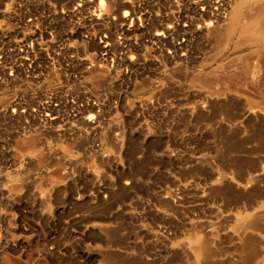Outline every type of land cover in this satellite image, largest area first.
I'll return each instance as SVG.
<instances>
[{"label": "rangeland", "instance_id": "obj_1", "mask_svg": "<svg viewBox=\"0 0 264 264\" xmlns=\"http://www.w3.org/2000/svg\"><path fill=\"white\" fill-rule=\"evenodd\" d=\"M221 2L217 24L185 3L164 21L137 15L146 26L138 37L149 40L142 46L152 56L137 85L114 90L120 103L110 115L112 125L124 120L129 134L131 184L112 192L107 209L114 225L112 212L124 205L120 224L75 233L65 224L67 211L57 231H17L27 242L1 253L0 264H264V83L257 93L224 77L264 54V0ZM172 21L175 39H191L187 60L170 59L172 40L156 39ZM61 192L59 209L71 208L75 190Z\"/></svg>", "mask_w": 264, "mask_h": 264}, {"label": "built area", "instance_id": "obj_2", "mask_svg": "<svg viewBox=\"0 0 264 264\" xmlns=\"http://www.w3.org/2000/svg\"><path fill=\"white\" fill-rule=\"evenodd\" d=\"M184 3L199 19L223 17L221 0H0V254L27 242L17 231H57L67 211L75 233L120 224L124 205L114 225L107 209L112 192L131 184V163L125 122L112 125L113 92L137 85L152 56L137 15L164 21ZM170 23L156 39L172 40L170 59L187 60L191 39H175ZM69 188L72 206L59 209V191Z\"/></svg>", "mask_w": 264, "mask_h": 264}, {"label": "bare ground", "instance_id": "obj_3", "mask_svg": "<svg viewBox=\"0 0 264 264\" xmlns=\"http://www.w3.org/2000/svg\"><path fill=\"white\" fill-rule=\"evenodd\" d=\"M253 1V0H252ZM260 7V6H259ZM257 8V7H256ZM234 16V15H233ZM238 23H239V21H238ZM218 31V30H217ZM220 31H221V28H220ZM217 33V32H216ZM215 34V33H214ZM218 36H220V35H218ZM256 44L257 42L256 41H253L252 42V44ZM264 43V42H263ZM258 44V43H257ZM257 44L255 45V46H257ZM259 45V44H258ZM261 45V44H260ZM263 47V46H262ZM262 47H260V48H262ZM249 48V47H248ZM257 48V47H256ZM259 48V47H258ZM262 50V49H261ZM263 51V50H262ZM253 55V54H252ZM251 55V56H252ZM263 55V56H262ZM258 54L257 56H255L254 55V58L253 57H251V58H253V60H251L252 61V63L250 64V62H249V64H246L245 65V63H243L244 65H242V66H235V68H234V66H232L234 69H231V68H229L228 70V72H227V70H226V72H227V74H224V77H226L227 76V78H225L226 80L228 79V77L230 78V80L232 81V83L234 84H237L239 87H241L240 89H243V88H251V89H258V88H261V86L263 85V83H264V54ZM247 58V57H246ZM249 58V57H248ZM247 60V59H246ZM245 60V61H246ZM230 65V64H229ZM238 65V64H237ZM223 71V70H222ZM226 72H224V73H226ZM226 75V76H225ZM222 77H223V74H222ZM209 79V78H208ZM208 79H207V81H208ZM230 80H229V83L230 84H232L231 82H230ZM210 81H211V78H210ZM209 81V84L210 83H212V81L210 82ZM228 81V80H227ZM217 82V81H216ZM214 83V82H213ZM220 83V82H219ZM226 83V82H225ZM232 84V85H233ZM237 86V87H238ZM264 86V85H263ZM245 89H244V91H245ZM235 90V89H234ZM247 90V89H246ZM249 91V90H248ZM250 91H252L253 92V90H250ZM256 91V90H255ZM262 92L264 91V90H261ZM243 92V91H242ZM257 93H259V89L256 91ZM261 92V93H262ZM245 93H246V91H245ZM249 93V92H248ZM247 93V94H248ZM254 93V92H253ZM264 93V92H263ZM262 93V94H263ZM255 95H256V93H254ZM262 94H260V95H262ZM259 95V94H258ZM257 95V96H258ZM251 96V95H250ZM253 97V96H252ZM256 97V96H255ZM262 97H264V96H262ZM258 98V97H257ZM259 99H261V98H259ZM252 104V103H251ZM264 104V103H263ZM250 105V104H249ZM253 106V105H252ZM255 107V106H254ZM249 109H251L250 108V106L248 107ZM253 110H254V108H253ZM259 115V114H258ZM264 115V114H263ZM242 117V116H241ZM239 118H240V116H239ZM258 118L260 119L261 117L260 116H258ZM247 119H251V118H247ZM247 119H246V121H247ZM252 119H253V117H252ZM261 119H263L264 120V117L263 118H261ZM254 121V120H253ZM260 121V120H259ZM252 122V121H251ZM260 122H263L262 120L260 121ZM244 123H245V120H244ZM259 124V123H258ZM260 125V124H259ZM257 126V125H256ZM262 126H264V125H262ZM261 125H260V128L262 127ZM254 127H255V125H254ZM249 128V127H248ZM253 128V127H252ZM260 128H258V129H260ZM261 129H264L263 127L261 128ZM260 129V130H261ZM247 130V129H246ZM251 130V129H250ZM249 130V132H251ZM257 130V129H256ZM253 131V130H252ZM255 132H257V131H255ZM257 134V133H256ZM247 135V134H246ZM249 136V135H248ZM257 140H258V138L257 137H255ZM262 138V137H261ZM255 139V140H256ZM264 139V138H263ZM257 140L254 142V146H256V142H257ZM259 142V141H258ZM257 142V144H259ZM260 145V144H259ZM259 145H257V146H259ZM257 146H256V149H257ZM259 148V147H258ZM262 148V147H261ZM255 149V148H254ZM257 150H260V149H257ZM257 150H256V152H257ZM253 151H255V150H253ZM263 151H264V149H263ZM243 177H244V175H242ZM222 178V177H221ZM256 180L258 179V178H255ZM264 179V178H263ZM222 180V179H221ZM242 180V179H241ZM252 180V179H251ZM257 181H259V179L257 180ZM256 181V182H257ZM260 181H262V179L260 180ZM259 181V182H260ZM259 182H257V184L259 183ZM256 184V183H255ZM257 184H256V186H257ZM259 186V185H258ZM259 188V187H258ZM257 188V189H258ZM254 189H256V188H254ZM251 190V189H250ZM264 190V189H263ZM258 191V190H257ZM261 191V190H260ZM229 193V192H228ZM253 194V193H252ZM260 192H259V196L258 195H256V197L258 196V197H260ZM247 196H249V195H247ZM254 197V196H253ZM252 198V197H251ZM262 198V197H261ZM237 199V198H236ZM241 199V198H240ZM251 202V201H250ZM253 203V202H252ZM259 218H261V217H259ZM245 228H247V227H245Z\"/></svg>", "mask_w": 264, "mask_h": 264}]
</instances>
